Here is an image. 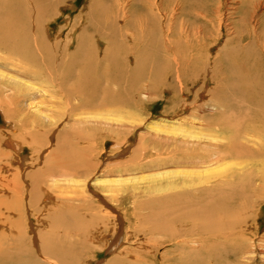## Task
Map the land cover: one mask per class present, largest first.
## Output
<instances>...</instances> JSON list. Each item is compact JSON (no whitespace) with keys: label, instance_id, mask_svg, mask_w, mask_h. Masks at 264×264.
I'll return each mask as SVG.
<instances>
[{"label":"bare ground","instance_id":"bare-ground-1","mask_svg":"<svg viewBox=\"0 0 264 264\" xmlns=\"http://www.w3.org/2000/svg\"><path fill=\"white\" fill-rule=\"evenodd\" d=\"M62 2L67 0H0V101L6 106L1 111L6 122L0 113V264H83L93 249L110 242L108 251L113 247L123 258L105 264L146 263L164 245L171 249L162 260L173 256L179 264H216L220 257L223 264L258 261L254 218L264 197L263 21L254 22L229 51L233 56L241 49L237 62L207 57L204 65L222 87V93L208 91L207 108L196 100L184 108L197 105L189 117L148 121L140 106L160 85L178 83L184 90L201 74V30L188 44V28L177 30L173 23L177 12L186 13L188 0H92L84 20L59 41L52 39L45 18ZM168 4H174L170 12ZM159 26L164 38L156 43ZM172 34L179 38L171 39ZM153 50L157 63L150 58ZM223 63H229L228 73L219 71ZM225 92L231 94L228 100ZM203 107L213 116L201 117ZM128 131L129 138L142 131L130 159L106 164L111 171L105 173L113 177L98 176L104 154L96 153V143L112 135L121 146ZM85 133L88 137L80 136ZM28 148L34 150L32 163L22 156ZM79 170L95 173L80 176ZM91 184L101 186L108 201L89 195ZM119 195L136 203L138 227L130 236L135 249L122 245L125 213L114 205ZM259 256L264 264V253Z\"/></svg>","mask_w":264,"mask_h":264},{"label":"rangeland","instance_id":"rangeland-1","mask_svg":"<svg viewBox=\"0 0 264 264\" xmlns=\"http://www.w3.org/2000/svg\"><path fill=\"white\" fill-rule=\"evenodd\" d=\"M91 1L92 0H67V2H62L56 8V10L52 12L54 14H52V13L48 14L47 17L45 18V23H46V27L48 26L50 29L49 32L52 33V39L55 38V40H59V41H60V39H62L63 41L67 40V38H69L70 34H71L72 24L75 25L76 23L78 24V22H80L79 20H84V17L81 15L85 11V9L90 5ZM188 2L190 3V5H189L188 9L186 10V13L183 16H180L181 15L180 12H177L178 15L176 17H173V18H175L173 20V23L175 24L177 22V25H176L177 30H179L181 28L182 29L184 28V30H185L186 28H188V33H190L188 44H190L191 42H194L195 37L198 35V30L199 29L201 30V33L198 36V40H200V44H201L199 47L200 50L198 53L202 55L201 56L202 57L201 58L202 63H199V64H201V68H202L201 72H200L201 74L199 75V77L197 79H195L191 83H188L186 85L187 87L184 86V90H182L179 87L178 83L171 84L172 86L170 85V83L168 85L167 84L164 85L163 87L160 85L158 93L156 95H153V97L152 96L149 97V99H145L142 102L143 104L140 106V108H141L140 113H142V115L145 118H147L148 121L157 120L159 118H166L165 116L169 117V119L174 118L175 116H178V115H179V117H183V116L189 117V115L195 111L194 109L197 105L194 106L193 110H185L184 108L186 105L192 104L196 100L199 101L198 105H201V103L203 106H205L206 103L208 105V103H209L208 100L211 98V96L209 95L210 92H208V91H211V90L213 91L215 88H218L220 90V92L222 93V90H221L222 87L219 86V82H218L219 80H215V79L213 80L212 79V75L215 74V72H213L212 68L208 67V69H206L207 67H205L204 64H205V61L207 60V57H208V61H210V62L215 61V59L217 60L219 57L222 61H225V59H229L228 58V56H230L229 51H232V49L236 48L241 43V37L244 39L247 37L248 29L249 30L252 29V24L254 22H256L257 20H262L263 21V22L261 21L263 24L262 28L264 29V0H188ZM198 4H200V5H198ZM259 4H261L260 10L257 9V6ZM262 6H263V8H262ZM173 7H174V4L173 5L168 4V11L167 12H170L171 8H173ZM256 9H257V14H256ZM136 11L139 12L138 10H136ZM240 11H242V13ZM221 14L223 15V17L221 16ZM222 18H223L224 22H223V25L221 26L222 27L221 28L219 24H220ZM183 20H184L185 24H182L181 21H183ZM67 25H71V26H67ZM75 27H76V25H75ZM176 27H174V28L176 29ZM75 29H79V28H75ZM160 31H161V28L159 26V32ZM194 32H196L197 35H195ZM178 33H179V31H178ZM160 35H162V36H160ZM159 36H160V39H158ZM173 36H174V38H179L178 34H175V35L172 34L171 39L173 38ZM161 37L163 40L164 35L162 32L157 34V36H156L157 39L155 38L156 43L161 41ZM246 44H247V42H246ZM157 53H158V50H157V52L153 50L150 54L151 55L150 58L153 59L155 63H157L160 60L158 58ZM241 53H242L241 49L240 50L236 49V51L233 52V56H230V57H231V59H232V57L235 58V61L237 62L238 57H241V56L243 57V55ZM129 58L133 59L132 56H130ZM231 59H229V60H231ZM132 63L133 62H129L130 65H132ZM229 66H230L229 63L226 65L223 63L220 67H218V69H220L219 71H221V72L223 71V72L228 73L229 70L231 69V67H229ZM191 69H192V67L189 70L191 71ZM236 71L238 72L239 70H236ZM139 72L140 71H138L137 73H139ZM211 72H212V74H210ZM238 73H240V71ZM200 76H201V78H200ZM217 76H219V75L217 74ZM160 77L165 82H168L167 78H164V77H166L165 75H160ZM220 77L222 78L223 76H220ZM211 80H212V82H211ZM199 81H201L202 83ZM156 82H157V79H156ZM192 89L194 91V92L192 91L193 93L191 92ZM120 90H121V88H120ZM181 91H183L184 97L182 96V94H179V92L181 93ZM202 93H203V95H202ZM226 94H227L226 97H228L229 95L231 96V94H229L228 92ZM198 95H199V97H198ZM230 96L225 100H228L230 98ZM204 102H205V104H204ZM2 105H4V106H2ZM207 105L205 106L206 108H207ZM3 107H6L5 103L0 101V113L2 114V116L6 122V118L4 116L5 113L1 112V111L6 110V108H3ZM120 108L121 107H110V109L114 110V111L115 110L117 111ZM206 108H204L205 110L203 112L205 114L201 113V117L203 116V117H207L206 119H209L210 118L209 116L211 115V117H212L213 114L212 113L210 114L209 110ZM121 110L122 111H129V109H122V108H121ZM0 129H2V128H0ZM9 130H12V128H9ZM130 133L131 132L128 131V134H124L122 136L121 141H122L123 146L117 145L116 143H118V142L116 141L115 137H113L112 135L105 136L101 140H98V142L95 145L96 153H100V156L102 154H104L103 157L100 159L103 162V166L101 167V169L99 168V170L97 171L99 173L98 176L101 177L102 175H112V177H113V173H108V174L105 173V172L111 171V169H105L106 164L116 165L117 163L118 164L119 163H125L126 161H128V159H130L132 151L135 150L139 144L138 138H139V135L142 133V131H137L135 133V135L133 133L134 137H132V138H129ZM87 134L88 133L81 134L80 136L81 137H88ZM156 145L158 146V139L157 140L154 139V146L153 147H156ZM151 148H152V146H151ZM33 151H34L33 149L31 150L30 148H28L25 152H23L22 156L24 157V162L28 161V163H32L29 160L32 159L31 157H33ZM155 156L157 157V155H155ZM121 161H123V162H121ZM82 172H83V170H79L80 176H82V175L83 176H89V175L95 173V170H91V171L89 170L88 174H83ZM90 189H91V191H88V193L93 198L95 196L92 194V192H94L98 195H101L105 201H108L109 196H107L103 193V188L101 186L91 184ZM129 194H130V192H128V195H126V196H129ZM118 197L120 200H119V202L116 201V204H114L115 208H119V211L123 215L125 213V216H124L125 226H124V234L122 235V237L124 238V235H126L127 240L124 239V241L122 242V245L126 248H129V249H131V248L135 249L138 247L136 245L137 241L135 240L136 242L134 241L135 242L134 243L130 239V236L133 235V233H134L133 230L138 227V223H136V219H135L134 214H133L134 207H136V203H135L134 199L131 202H129V201H127V199H124L120 195ZM94 199L98 200V201L100 200V198H97V197ZM100 204H101V202H100ZM126 218H127V220L130 221V224L128 223V221H127L128 224L126 223ZM257 218H258V220H257ZM254 219L256 221L255 222L256 224L254 223V228H255V232H256L255 237H254V239H255L254 244L256 245L255 252L257 253L256 260H258V261H254V262H250V263L246 262V263H248V264H263V262L261 263V256H259V255H262V253H264V197H263V200L259 201L258 205L256 206V212H255V218ZM127 231L130 232V233H128V235L126 234ZM83 236L88 238V232H84ZM108 236L109 237L112 236V233H108L106 235V237H104V238H106V240H107ZM157 239L159 240V242L161 244L164 242H167V241H164L163 237H158ZM97 240L99 241V239H97ZM97 240L95 241L96 243H98ZM133 243H134V245H133ZM110 244H111V242L109 243V245H107L106 247H104L102 249H93V252H91L88 256L85 257L83 264H105V262H107V260L112 259L114 257L123 258L121 256H117V254L115 252H113L114 251L113 247L110 249V251H108ZM247 246H248V244H247ZM169 249H171L170 246L164 245V247H162L161 250L159 249V252H157V255H155V253H154L152 256H149V258L147 259L148 262H146V263L141 262L139 264H179V263L175 262L177 259L173 256L169 257V258L165 257L166 260H162L163 259L161 257L162 254L166 253ZM111 251L113 253H109ZM154 251H155V249H154ZM225 252H228V251H225ZM225 257L227 258V256H225ZM126 258H128V256H126ZM128 259H130V258H128ZM217 260L218 261L216 262V264H223L224 263V258L222 259L220 257ZM239 262H242V261H239V259H237V261L236 260L234 261L232 259L231 264H239ZM227 264H230V263L227 262Z\"/></svg>","mask_w":264,"mask_h":264}]
</instances>
